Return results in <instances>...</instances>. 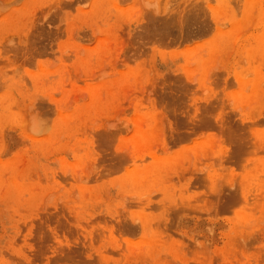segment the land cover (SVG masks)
Returning <instances> with one entry per match:
<instances>
[{
	"label": "rangeland",
	"instance_id": "1",
	"mask_svg": "<svg viewBox=\"0 0 264 264\" xmlns=\"http://www.w3.org/2000/svg\"><path fill=\"white\" fill-rule=\"evenodd\" d=\"M0 264H264V0H0Z\"/></svg>",
	"mask_w": 264,
	"mask_h": 264
},
{
	"label": "bare ground",
	"instance_id": "2",
	"mask_svg": "<svg viewBox=\"0 0 264 264\" xmlns=\"http://www.w3.org/2000/svg\"><path fill=\"white\" fill-rule=\"evenodd\" d=\"M188 20V19H187ZM240 145V144H239ZM242 147H244V146H242ZM240 150V149H239Z\"/></svg>",
	"mask_w": 264,
	"mask_h": 264
}]
</instances>
